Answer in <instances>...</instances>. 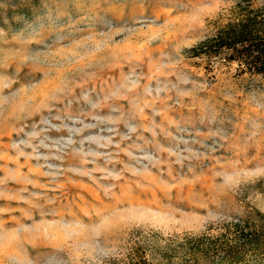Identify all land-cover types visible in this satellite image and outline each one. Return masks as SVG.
I'll return each instance as SVG.
<instances>
[{
	"label": "rangeland",
	"instance_id": "obj_1",
	"mask_svg": "<svg viewBox=\"0 0 264 264\" xmlns=\"http://www.w3.org/2000/svg\"><path fill=\"white\" fill-rule=\"evenodd\" d=\"M245 1L0 0V264H194L264 215V73L191 51Z\"/></svg>",
	"mask_w": 264,
	"mask_h": 264
},
{
	"label": "trees",
	"instance_id": "obj_2",
	"mask_svg": "<svg viewBox=\"0 0 264 264\" xmlns=\"http://www.w3.org/2000/svg\"><path fill=\"white\" fill-rule=\"evenodd\" d=\"M238 5V17L191 49L193 56L230 54L246 71L264 73V4ZM190 249L194 264H264V215L256 213L232 221L216 237L203 235ZM146 263V260L143 261Z\"/></svg>",
	"mask_w": 264,
	"mask_h": 264
}]
</instances>
